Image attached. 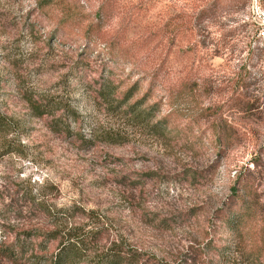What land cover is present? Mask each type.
<instances>
[{
    "label": "rangeland",
    "instance_id": "obj_1",
    "mask_svg": "<svg viewBox=\"0 0 264 264\" xmlns=\"http://www.w3.org/2000/svg\"><path fill=\"white\" fill-rule=\"evenodd\" d=\"M81 1L85 23L95 19L100 0ZM207 1L120 0L107 29L124 28L126 45H133L137 55L133 64L111 61L102 46H86L82 37L74 41L63 30L52 33L37 0H0V116L7 123L0 129V241L25 228L46 229L47 198L59 208L78 205L106 215L109 239L133 244L169 264L238 259L218 251L230 239L219 217L236 172L250 170L264 202V88L262 113L245 141L227 151L204 122L189 133L192 140L203 135L192 147L185 146L182 133L165 146L129 116L109 108L100 94L111 80L120 96L141 77L135 68L148 57L167 59L168 84L197 65L200 54L194 57L188 48L190 34L183 32L169 45L161 27L170 16L196 18ZM225 6L215 38L236 49L247 37L263 45L258 34L264 31V0H228ZM198 33V38L206 35ZM229 65L224 56H215L203 73L223 75ZM141 87L131 102L143 95L146 82ZM162 95L158 87L155 98ZM46 102H62L74 111L63 116L69 130L54 122L66 110H36L35 104ZM184 120L181 127L188 123ZM0 264L18 263L0 258Z\"/></svg>",
    "mask_w": 264,
    "mask_h": 264
},
{
    "label": "trees",
    "instance_id": "obj_2",
    "mask_svg": "<svg viewBox=\"0 0 264 264\" xmlns=\"http://www.w3.org/2000/svg\"><path fill=\"white\" fill-rule=\"evenodd\" d=\"M119 1L100 0L95 19L86 23V15L80 10L84 7L81 0H37V6L52 26V33L63 30V34L71 35L74 41L82 37L86 46H102L104 55L111 61L136 64L137 55L133 45H126L124 28L107 29ZM227 1L209 0L196 18L194 15L188 20L170 16L161 27V35L169 45L174 44L183 32L190 34L188 48L194 57L200 54L197 65L194 63L185 69V74L175 84H168L165 77L167 59L159 62L148 57L135 68L141 77L120 96L115 94L118 86L111 80L103 83L100 94L108 107L129 116L135 124L156 135L165 146L172 145L182 133L185 146L192 147L203 135L201 132L195 136L197 140H192L189 133L202 122L208 125L213 139L226 151L241 145L256 122L255 116L263 110L260 91L264 88V44H255L247 37L236 49L215 38L214 34L222 28L219 20ZM202 18L207 22L199 26L205 21ZM198 29L206 33L203 39L198 38ZM258 38H264V35L258 34ZM146 42L143 41L141 46ZM215 56H224L230 69L223 75L213 71L204 74L205 66ZM144 82L143 95L131 102ZM158 87L163 90V95L155 98ZM35 108L41 114L66 110L67 113L58 115L54 122L58 128L67 130L68 122L63 116L75 115L62 102L35 104ZM184 119L188 123L181 127L180 121ZM6 126L0 116V129ZM110 137L112 140L119 135ZM231 190L219 217L230 239L218 251L223 256L233 254L238 257L227 264H264V202L250 170L235 173ZM109 225L107 216L94 209L78 205L59 208L46 198V229L39 226L25 228L15 232L12 238L2 239L0 258L18 264H169L133 244L109 239ZM210 244L212 242L205 246Z\"/></svg>",
    "mask_w": 264,
    "mask_h": 264
},
{
    "label": "built area",
    "instance_id": "obj_3",
    "mask_svg": "<svg viewBox=\"0 0 264 264\" xmlns=\"http://www.w3.org/2000/svg\"><path fill=\"white\" fill-rule=\"evenodd\" d=\"M261 35H264V32L263 31L261 32Z\"/></svg>",
    "mask_w": 264,
    "mask_h": 264
}]
</instances>
